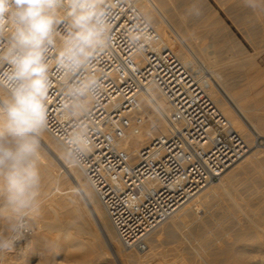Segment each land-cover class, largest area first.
<instances>
[{
  "label": "built area",
  "instance_id": "obj_1",
  "mask_svg": "<svg viewBox=\"0 0 264 264\" xmlns=\"http://www.w3.org/2000/svg\"><path fill=\"white\" fill-rule=\"evenodd\" d=\"M115 3L113 43L96 55L93 68L85 73L99 77L101 88L81 118L88 126L91 149L75 165L104 207L120 243L145 251L149 234L205 185L218 181L247 146L211 99L202 73L164 46L152 23L143 51L129 46L128 30L144 13L136 0ZM63 31L59 26L61 39ZM51 80L46 131L67 152L66 138L75 122L62 110V77L54 68ZM149 87L169 103L167 132L131 156L121 143L133 125L142 124L140 97ZM31 234L30 229L16 242Z\"/></svg>",
  "mask_w": 264,
  "mask_h": 264
},
{
  "label": "bare ground",
  "instance_id": "obj_2",
  "mask_svg": "<svg viewBox=\"0 0 264 264\" xmlns=\"http://www.w3.org/2000/svg\"><path fill=\"white\" fill-rule=\"evenodd\" d=\"M136 1L144 15L151 17L152 25L159 33L164 46L173 50L186 66L190 67L194 71H200L202 73L205 81L207 82V92L211 99L219 110L227 117L231 126L244 138L247 146V152L250 151V148L256 144V134L247 127L240 114L234 110L229 100L223 96L221 90L236 106L237 110L250 123L253 130L259 136H264V122L261 120L262 118L260 119L253 112L252 107L245 103L239 96L237 90L235 89V84L232 81L233 79L231 80L227 74L222 72L220 70L221 68L216 66V63L213 64L215 65L214 67H208L206 64H199L195 59L189 57L187 52L188 50L186 48L187 40L185 41L187 37H184L185 39L181 37V39L176 35L177 33L174 34L171 32L161 13L162 10H168L166 0ZM173 2L172 6L174 4ZM175 5L177 9H179V13L182 15L181 17H183V13L187 11L198 12L203 7L200 0H195L193 3L181 1ZM240 9L243 10L251 8L247 7L245 3L240 2L231 5L229 4L225 10L228 12H235ZM263 10L264 7L253 11L261 12ZM63 11L64 10H62V12ZM216 22L217 21L215 20V24ZM184 33H186V31ZM55 40L56 46L59 47L62 39L60 38L58 32L56 33ZM5 43L6 42L3 39H0V47H2ZM213 56L215 57V55ZM212 77L217 79L221 90L216 87L214 82H212ZM6 95V90L0 88V96ZM140 112L141 115H144L142 124L133 125L121 143V146L131 156H135L142 147L150 144L154 137L163 135L167 132V118L170 115L171 108L163 95H161L155 88L149 87L140 97ZM41 144V149H44L49 156L47 157L43 152L40 154L39 169L42 177L41 194L38 198L40 207L38 211L30 215V217L37 221L40 229H42V233L37 234L36 245H40L42 248L47 247L49 243L52 245H61L63 250L70 253L71 258L76 264H90L88 254L101 253L103 252L104 247L110 248L120 263L152 264L151 261L156 260L157 256H160L157 246L159 241H164H162V238L166 237L167 239H170L171 237L172 239V237L174 238L180 235H186V243H184L186 251L191 255V257L193 256V259H197L198 264H264L263 149L262 151L258 147V149L256 148V150L250 154H244L243 157L223 172L217 183L214 182L215 184H212L207 188H205V185L196 194L189 198L181 205V207L177 209L176 212H174L171 217H169L168 220L163 222L149 234L146 239L147 250L140 251L121 246L122 244H120L119 239L113 236L109 230L107 222L105 221V214H103L99 206V203L101 202L96 194L94 195L91 192V189L87 184L88 181L85 182L83 180L82 171L71 160H68L67 157L66 159L63 156L61 150L56 146V142L52 141L47 134H45V132L41 137ZM261 153L262 156L259 155ZM242 175H245V177ZM246 178H251L252 180L249 182V185L246 182L247 186H245V189L247 190V194L244 198H242L243 196L241 197L240 195L239 197L237 194H234L232 192V188L233 186H240L239 188H241V185L238 186L236 184L243 183L238 181L236 183V180H242V182H244L243 180ZM246 190L244 192H246ZM220 194L229 199L227 206H222V210H219L221 209V207H219L221 205L219 204L218 206L217 202L215 203V200H213L216 196H220L221 198ZM241 198L245 199V205L238 202L242 201ZM206 205H208V208H210L209 205H213L214 208L212 213L203 214V218H201L200 215L199 219H196L198 221H195L196 223H194L193 226L190 228L189 226H186L189 225V219L199 214L201 206L204 207ZM218 212H222L230 218L229 228H227L228 226L226 227L228 221L226 225H222L229 230L228 237L226 230L225 237H222V239L219 240L217 237L222 235V233L220 234L217 231L220 234H217L218 236L216 235V238L219 241H217V239L216 242L209 241V244L207 242V246L205 248L200 247L201 250L198 249L199 247L196 246L197 243L195 242L196 245L194 244V238L191 237L193 239L191 240L190 237H187L188 234L202 236L208 232L209 229L208 233H211V227L213 228V224L210 227V221ZM222 213H220V215L226 219L225 215H222ZM5 216L6 212L1 208L0 217L3 222L6 221L5 223H8ZM226 220H228V218ZM91 223H94L97 226V229L92 228ZM218 224L219 223H215L214 225L216 226ZM219 227L221 228L220 225ZM217 229H214L215 234ZM205 239H208V237ZM244 241L250 242L248 245H241ZM180 246H182V244ZM241 257H243V259H241ZM20 261L21 260H19V263ZM189 262L190 261H188V263ZM182 264L185 263L183 262Z\"/></svg>",
  "mask_w": 264,
  "mask_h": 264
},
{
  "label": "clouds",
  "instance_id": "obj_3",
  "mask_svg": "<svg viewBox=\"0 0 264 264\" xmlns=\"http://www.w3.org/2000/svg\"><path fill=\"white\" fill-rule=\"evenodd\" d=\"M264 7V0H245ZM115 0H0V208L6 212L8 235L0 234V253L30 231L28 218L39 210L42 177L41 137L49 125V91L53 68L62 77L63 112L75 122L66 138V156L74 164L91 149L87 123L101 81L89 73L99 52L113 43ZM62 10H64L62 12ZM152 19L137 15L128 44L142 52L150 39ZM63 26V38L55 36ZM54 55V60L50 59ZM80 75L81 78L73 79Z\"/></svg>",
  "mask_w": 264,
  "mask_h": 264
},
{
  "label": "rangeland",
  "instance_id": "obj_4",
  "mask_svg": "<svg viewBox=\"0 0 264 264\" xmlns=\"http://www.w3.org/2000/svg\"><path fill=\"white\" fill-rule=\"evenodd\" d=\"M166 1H167L168 10L166 11L162 10L161 13L166 23L168 24L171 32H173L174 34L177 33L176 35L179 36L180 38L183 37V39L187 37L185 41L187 40L186 48L188 50L187 52L189 54V57L195 59L199 64L201 63L206 64L208 67H214L215 65L213 64L216 63L217 64L216 66L218 68L220 67L221 68L220 70L222 72L227 74L231 80L233 79L232 81L235 84V89L237 90V93L239 94V96L243 99L245 103H247L250 107H252L253 112L260 119L262 118L261 120L264 122V23H263V20L259 23H255L253 21L255 13H253L252 12L253 10L251 9H243V10L240 9L235 12L234 11L228 12L227 10H225L226 7L229 6V4L231 5V4L240 3V2L245 3V0H229V2L228 0L226 1L225 0H200L203 6L201 10H199L198 12L187 11L183 13V17H181L182 15L179 13V9H177L175 4L181 1L193 3V1L195 2V0H166ZM172 2L174 3L173 6H172ZM215 20L217 21L216 24H215ZM186 21L189 23H187ZM215 29H217L218 31ZM182 31L184 32L186 31V33ZM206 54H208L209 56ZM213 55H215L216 58ZM224 66H227V67H224ZM211 80L212 82L215 83L216 87L221 90L217 79L215 77H212ZM221 92L223 96L229 100L234 110H236L240 114L241 118L244 120L247 127L256 134V144L252 148H250V151L246 152L245 155L250 154L251 152L255 151L256 148L258 149V147L260 148V150L262 149L264 150V136H259L253 130L250 123L237 110L236 106L231 102V100L226 96V94L222 90ZM45 134H47V136L52 141L56 142V146L61 150L63 156L66 158L67 157L66 151L64 147L62 146V144L57 139H55L48 131H45ZM41 152H43L47 157L49 156L48 153L44 149H41ZM263 154H264V151H263ZM259 155L262 156V153ZM262 157H264V155ZM242 176L245 177V175H242ZM82 178L85 182H87L84 175L82 176ZM251 180H252L251 178L244 179L243 180L244 182H242V180L241 181L236 180V183L238 181L243 184H240V183L236 184L238 186L241 185V188H239L240 186L239 187H237L236 185H235L236 187L233 186L232 192L234 194H237V196L240 197L241 195V197L243 196L242 198H244L247 194V190L245 189L246 188L245 186H247L246 182L249 185V182H251ZM218 181H216L215 183H217ZM215 183H209L208 185H206L205 188ZM87 184L89 188L91 189V192L95 195L90 184L88 182ZM245 190L246 192H244ZM242 198L241 200L243 202L242 201H238V202H240L241 204L243 203L242 205H245L244 204L245 199H242ZM213 200H215L214 201L215 203L217 202L218 206L219 204L221 205L219 206L221 207V209L219 210H222L224 206L226 207L229 202V199L226 198V196H222V195H221V198L220 196H216ZM99 206L103 214H105V221L107 222L109 226L110 232L113 234L115 238H118L116 231L104 210V207L102 206L101 203H99ZM207 206L208 205L204 207L201 206V210H199L200 212L199 214H197L198 216L197 215L193 216L192 217L193 219L191 218L188 220L189 225H186V223L185 225L189 226L190 228L191 226L194 225V223L198 221L196 219L197 218L199 219L200 215H201V218H203V214H206V213L211 214L214 207L213 205H209L210 208H208ZM0 211H1V208H0ZM220 213L222 212H218L217 213L218 215L216 214V216H214V218L210 221V227L213 224V228L211 227V231H212L211 233H208L210 230L209 229L208 232L205 233L207 235L203 234L202 236L201 235L196 236L195 234H190V235L188 234L187 237H190L191 240H193L192 238H194V244L196 245L197 243L196 246L199 247L198 249H200V247L205 248L207 246V242L209 244V241L216 242L217 238L221 240L222 237H225L226 234L228 237L229 230L227 228H229L230 218L222 213V215H225L226 219L228 218V220H226L220 215ZM28 219H29V227L32 231V234L30 235V237L26 238L25 240L15 242V245H14L15 249L13 251L0 253V264H17L19 263V260H21L20 261L21 264H76L75 261L71 258L70 253L63 250L61 245H52L51 243H49L47 247L45 248L44 247L42 248V246L40 245H36L37 244L36 242L37 234H41L42 229H40L39 224L34 218L29 216ZM227 221H228V224H227ZM2 222L3 220L0 217V234L8 235L9 234L7 232L8 223H5L6 222L5 221L3 222L4 223L3 224ZM215 223H219V224L215 226L214 225ZM224 224L225 225L227 224L226 227L227 226L228 227L226 228L225 226H222ZM219 225L221 226L222 229L219 227ZM214 226L217 227L218 229L215 228ZM91 227L96 228L97 226L94 223H91ZM214 229H217L216 234L214 233L215 232ZM226 230H227V233L225 234ZM217 231L220 234L222 233V235L223 234L224 235L223 236L220 235ZM217 234H219L221 237L220 236H219L220 238L217 237L218 236ZM207 237L208 239H205ZM210 237H212L213 239L215 238V239L213 240ZM218 239L217 241H219ZM185 240H186V235H182V236L180 235L174 238L172 237V239L171 237L170 239L169 238L167 239L166 237L162 238L163 242L159 241L160 243L158 242V246H157L161 257L157 256L156 260H153L154 262L151 261L152 264H155L157 261L158 262L156 264L158 263L160 264H165V263L166 264H182L183 262L185 264H194V263L198 264L197 259L195 258L193 259V256L191 257V255L188 254V252L186 251V247L184 244L186 243ZM198 241H201V242H198ZM103 242L105 244L104 239H103ZM249 242L244 241L243 243H241V245H248ZM181 244L182 246H180ZM187 254L188 256L189 255L190 256L188 257ZM243 257H241V259H243ZM88 259H90V262H89L90 264H123V263H120L116 259L112 250L108 247H104L103 252L101 253H94V254L89 253ZM188 261L190 262L188 263Z\"/></svg>",
  "mask_w": 264,
  "mask_h": 264
},
{
  "label": "crops",
  "instance_id": "obj_5",
  "mask_svg": "<svg viewBox=\"0 0 264 264\" xmlns=\"http://www.w3.org/2000/svg\"><path fill=\"white\" fill-rule=\"evenodd\" d=\"M254 14V18H253V21L255 23H259L263 20V23H264V10L261 11V12H255V11H252ZM263 12V13H262Z\"/></svg>",
  "mask_w": 264,
  "mask_h": 264
}]
</instances>
